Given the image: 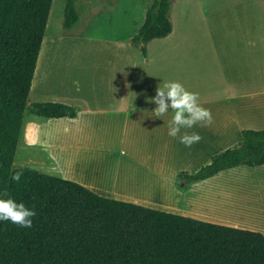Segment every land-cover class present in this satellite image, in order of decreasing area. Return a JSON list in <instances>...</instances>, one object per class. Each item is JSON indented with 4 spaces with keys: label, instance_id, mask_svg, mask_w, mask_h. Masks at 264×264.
<instances>
[{
    "label": "crops",
    "instance_id": "0c3cea01",
    "mask_svg": "<svg viewBox=\"0 0 264 264\" xmlns=\"http://www.w3.org/2000/svg\"><path fill=\"white\" fill-rule=\"evenodd\" d=\"M234 30L237 41L224 27L217 41L207 42L202 58L150 61V40L141 61H58L54 80L49 56L40 61V51L28 103H65L77 114L50 119L32 113L25 129L23 116L16 150L23 136L24 149L32 153L20 157L19 167L75 181L108 198L264 235V199L226 187L232 177L251 172L236 166L196 182L179 177L237 146L243 130L264 129V29ZM166 80L198 93L211 111V125L187 130L201 136L190 148L167 134L173 113L156 118V105L148 102Z\"/></svg>",
    "mask_w": 264,
    "mask_h": 264
},
{
    "label": "trees",
    "instance_id": "16d2710c",
    "mask_svg": "<svg viewBox=\"0 0 264 264\" xmlns=\"http://www.w3.org/2000/svg\"><path fill=\"white\" fill-rule=\"evenodd\" d=\"M171 2L152 0L130 39L144 57L147 42L172 31ZM51 3L0 0V198L36 212L30 228L0 221V264H264V235L258 231L108 198L66 178L13 167L26 108L50 119L77 114L73 105L27 99ZM79 19L76 0H65L63 28H74ZM263 164L264 129H245L237 146L179 177L196 182ZM14 170L23 172L19 182L11 179Z\"/></svg>",
    "mask_w": 264,
    "mask_h": 264
},
{
    "label": "rangeland",
    "instance_id": "374dc122",
    "mask_svg": "<svg viewBox=\"0 0 264 264\" xmlns=\"http://www.w3.org/2000/svg\"><path fill=\"white\" fill-rule=\"evenodd\" d=\"M151 1L76 0L80 19L74 28L67 30L62 26L65 0H52L40 61L49 56L47 67L51 74L54 73L53 80L58 61H141L142 52L130 43V39L142 24ZM169 15L172 32L168 37L153 39L147 44L150 61L202 58L201 52L210 49L207 42L217 41L216 37L222 35L224 27L235 41L239 35L234 29L238 27L264 29V0H172ZM31 114L26 108L24 129ZM22 139L15 152L13 167L21 166L18 160L23 154L32 153L24 149ZM238 169L251 173L232 177L226 187L242 191L248 197L264 199V166L240 165ZM255 218L253 213L250 219ZM260 220L264 224V217Z\"/></svg>",
    "mask_w": 264,
    "mask_h": 264
},
{
    "label": "clouds",
    "instance_id": "9594fccd",
    "mask_svg": "<svg viewBox=\"0 0 264 264\" xmlns=\"http://www.w3.org/2000/svg\"><path fill=\"white\" fill-rule=\"evenodd\" d=\"M148 102L156 105L152 111L156 118L167 115L169 111L173 113L167 121V134L172 138L178 137L179 142L188 148L194 143H198L201 136L187 130L197 125L206 127L213 123L211 111L199 103V94L189 91L179 81L166 80L162 82L157 86L155 96ZM22 175V171L14 170L11 179L14 182H19ZM3 196H9L6 190ZM35 215L34 208L30 209L22 202L17 203L10 197L0 198V221H10L14 225L30 228Z\"/></svg>",
    "mask_w": 264,
    "mask_h": 264
},
{
    "label": "bare ground",
    "instance_id": "6f19581e",
    "mask_svg": "<svg viewBox=\"0 0 264 264\" xmlns=\"http://www.w3.org/2000/svg\"><path fill=\"white\" fill-rule=\"evenodd\" d=\"M226 204V203H225ZM229 205V204H228ZM260 213V212H259Z\"/></svg>",
    "mask_w": 264,
    "mask_h": 264
}]
</instances>
